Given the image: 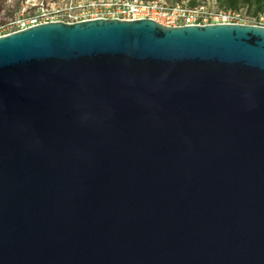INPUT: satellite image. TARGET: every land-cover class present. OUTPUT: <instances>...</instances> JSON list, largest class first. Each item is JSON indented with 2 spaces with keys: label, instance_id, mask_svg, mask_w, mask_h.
<instances>
[{
  "label": "water",
  "instance_id": "obj_1",
  "mask_svg": "<svg viewBox=\"0 0 264 264\" xmlns=\"http://www.w3.org/2000/svg\"><path fill=\"white\" fill-rule=\"evenodd\" d=\"M0 264H264V26L1 36Z\"/></svg>",
  "mask_w": 264,
  "mask_h": 264
},
{
  "label": "built area",
  "instance_id": "obj_2",
  "mask_svg": "<svg viewBox=\"0 0 264 264\" xmlns=\"http://www.w3.org/2000/svg\"><path fill=\"white\" fill-rule=\"evenodd\" d=\"M245 17L240 11L224 10L206 2L191 6L180 0L174 3L167 0H84L68 8L52 7L32 11L24 9L23 12L0 21V37L53 21L73 23L92 18H150L166 26H182L246 23Z\"/></svg>",
  "mask_w": 264,
  "mask_h": 264
},
{
  "label": "rangeland",
  "instance_id": "obj_3",
  "mask_svg": "<svg viewBox=\"0 0 264 264\" xmlns=\"http://www.w3.org/2000/svg\"><path fill=\"white\" fill-rule=\"evenodd\" d=\"M82 1L84 0H0V21L7 17H11L15 14L23 12L24 9H27V11H32L52 7L68 8L77 5L79 2ZM168 1L171 3L172 1L174 2L176 0ZM180 1L186 3L189 2V0ZM206 3L213 6V4H211L210 2ZM245 22L247 24L264 25V18H261L260 20L256 21L254 19L245 17Z\"/></svg>",
  "mask_w": 264,
  "mask_h": 264
},
{
  "label": "trees",
  "instance_id": "obj_4",
  "mask_svg": "<svg viewBox=\"0 0 264 264\" xmlns=\"http://www.w3.org/2000/svg\"><path fill=\"white\" fill-rule=\"evenodd\" d=\"M202 2L209 0H189L188 4L195 6ZM213 5L224 10L240 11L256 21L264 18V0H214Z\"/></svg>",
  "mask_w": 264,
  "mask_h": 264
},
{
  "label": "crops",
  "instance_id": "obj_5",
  "mask_svg": "<svg viewBox=\"0 0 264 264\" xmlns=\"http://www.w3.org/2000/svg\"><path fill=\"white\" fill-rule=\"evenodd\" d=\"M168 1V0H167ZM169 2V1H168ZM211 4H214V0H209ZM170 3V2H169ZM171 3H174L173 1Z\"/></svg>",
  "mask_w": 264,
  "mask_h": 264
}]
</instances>
